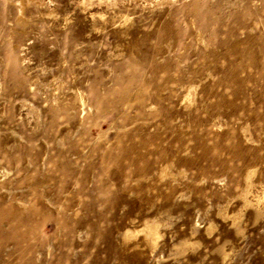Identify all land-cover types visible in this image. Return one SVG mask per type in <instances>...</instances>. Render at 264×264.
I'll return each mask as SVG.
<instances>
[{
	"label": "rangeland",
	"instance_id": "obj_1",
	"mask_svg": "<svg viewBox=\"0 0 264 264\" xmlns=\"http://www.w3.org/2000/svg\"><path fill=\"white\" fill-rule=\"evenodd\" d=\"M19 1L0 235L39 183L43 264H264V0Z\"/></svg>",
	"mask_w": 264,
	"mask_h": 264
},
{
	"label": "bare ground",
	"instance_id": "obj_2",
	"mask_svg": "<svg viewBox=\"0 0 264 264\" xmlns=\"http://www.w3.org/2000/svg\"><path fill=\"white\" fill-rule=\"evenodd\" d=\"M15 4H20L19 0H10ZM14 70H12V73ZM121 81V78L119 79ZM95 107L101 106L94 91H92ZM41 184H36L30 191H26L24 198L30 200L29 208L23 213L13 215L9 223L8 231L5 235H0V247L8 250V255L14 258L13 264H43L42 254L45 243L46 224L35 223L33 217L40 209ZM3 188V187H0ZM107 205L111 206L112 201L108 200ZM1 218V217H0ZM35 225V227L33 226ZM32 226V228H30ZM148 235L150 233L148 232ZM58 259L54 262L57 264Z\"/></svg>",
	"mask_w": 264,
	"mask_h": 264
}]
</instances>
